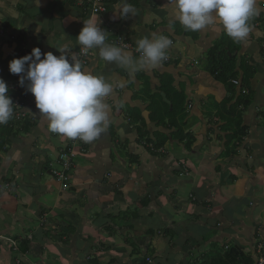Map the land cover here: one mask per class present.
<instances>
[{
	"label": "crops",
	"instance_id": "0c3cea01",
	"mask_svg": "<svg viewBox=\"0 0 264 264\" xmlns=\"http://www.w3.org/2000/svg\"><path fill=\"white\" fill-rule=\"evenodd\" d=\"M123 3L95 16L80 0H0V78L25 116L14 122L33 123L10 133L0 125V140L11 138L0 148V264H205L233 248L255 264L259 235L264 241V0L239 43L219 20L185 29L170 0H127L136 9L127 18ZM88 19L109 44L168 37L169 63L130 76L99 49L82 52L76 38ZM37 47L76 54L113 85L109 127L74 161L66 191L51 170L70 138L49 130L19 76L5 78L12 59ZM230 77L236 96L223 82ZM249 92L252 105L239 108L248 132L234 154L226 147L236 125L224 119Z\"/></svg>",
	"mask_w": 264,
	"mask_h": 264
},
{
	"label": "clouds",
	"instance_id": "9594fccd",
	"mask_svg": "<svg viewBox=\"0 0 264 264\" xmlns=\"http://www.w3.org/2000/svg\"><path fill=\"white\" fill-rule=\"evenodd\" d=\"M80 1L81 9L86 10L90 5V11L95 16L105 14L107 5L112 2H105L102 7L97 4V0ZM170 2L175 5L176 19L185 29L197 32L219 20L226 34L237 43L246 40L252 31L250 19L260 13L256 0ZM129 15L135 16L136 9L124 0L119 16L127 18ZM83 24L76 38L83 46L81 51L99 49L102 60L123 67L130 76L145 69H154L161 62L165 63L163 61L167 59V50L173 43L164 35L152 33L151 38L145 36L136 42L137 55L135 51L127 50L126 44L106 43L109 33L101 28L100 23L88 19ZM58 51L59 56L51 51L42 52L39 47L34 48L30 54L10 61L9 71L19 76V85L26 86L27 91L34 96L36 108L39 114L47 118L52 133L79 139L82 143H91L109 127V105L104 101L113 92V85L105 76L94 75L84 68L76 54L69 57L62 50ZM86 56L87 54L84 57ZM13 115L14 102L9 95V86L0 78V125L7 124ZM69 146L67 144L62 147L58 157ZM71 148L76 152L74 164L77 157L85 152L77 147ZM53 168L58 169L60 166L56 163ZM70 187L69 184V189Z\"/></svg>",
	"mask_w": 264,
	"mask_h": 264
},
{
	"label": "trees",
	"instance_id": "16d2710c",
	"mask_svg": "<svg viewBox=\"0 0 264 264\" xmlns=\"http://www.w3.org/2000/svg\"><path fill=\"white\" fill-rule=\"evenodd\" d=\"M110 1H114V0H110ZM133 46H136V45L133 44ZM135 49H136V47H135ZM212 56L214 58V54ZM9 63H8V65H6L7 67L4 68L5 69V78L7 80H13V82H15L18 78H16V75H13V74L10 73V71H9ZM212 74L215 75L217 73L213 72ZM224 74H226V72L221 73V76H223ZM233 78H235V77L225 78L223 80V82L225 83V85L227 86V88H229V89L231 88L232 94L234 96H236V89L232 85V83L230 82V80L233 79ZM218 79L222 80L221 78H218ZM247 81H248L247 79L246 80H243V84H242L243 85V88L242 89H245V87L249 85V83ZM11 93L12 92H10L9 94H11ZM250 93L251 92H249V95H246V96H239V97L237 96L236 103H235V107L232 108V110L230 112V115H227L225 117V119H224L227 122V124H230V125L231 124H235L236 125V127L234 129L235 132H234V135H233V140H231V141L229 140V142H232V145H233L234 148H236L238 146V144L240 143V140H242V138L244 137V135L247 134L246 132H248L247 131V128H245V127L242 126V118H241V115H240V109L239 108L241 107V108H244V110H245L250 105H252V103L254 101V98L251 97L252 95H250ZM230 101L231 100H228V102L225 104V107L228 106V104L230 103ZM16 111L17 110L14 107V115L9 120V122L6 124L7 127H10L9 133L11 132V128H12L13 125L14 126L17 125L18 128H19V130H24V131L30 130V128L33 127V123L32 122H30V121H20V122L18 121L17 123L14 122L15 121L14 117H15ZM7 127H4V128H7ZM178 132H182V131H178ZM10 140H11L10 136H9V139L8 138H2L0 140V148H4L7 144H9ZM67 144H69L72 147H77L80 150H83L84 152H86L90 148V143H85V142L82 143V141L79 140V139H72V138H70V140L67 142ZM69 184H70V182H69ZM16 242H17L16 246H13L12 245L15 249L17 247L18 250H20V252H22V250L23 251H26L27 250V247H28L27 245H29V242L28 241H26V240L23 241V242L20 241V245H19V243H18L17 240H16ZM14 248H11V249L13 250ZM13 251H15V250H13ZM15 252H17V250ZM222 258H224V259L216 260L215 262L213 261L214 263L213 262L212 263L211 262H209V263L207 262L205 264H231V262L232 261H235V259H237V258H240V260H242L245 263L248 262V264H252V262H250L247 259V257L245 258L243 256V251L240 248H233L230 251H226V253L223 254Z\"/></svg>",
	"mask_w": 264,
	"mask_h": 264
},
{
	"label": "built area",
	"instance_id": "2783aa9c",
	"mask_svg": "<svg viewBox=\"0 0 264 264\" xmlns=\"http://www.w3.org/2000/svg\"><path fill=\"white\" fill-rule=\"evenodd\" d=\"M108 1L110 0H97L98 2L97 4L103 7V5H105V2H108ZM117 44H121V45L126 44L127 50H133L135 51L134 52L135 54L139 55V53L134 48L133 44L126 43V40L124 38H118ZM82 56L84 57L85 54H82ZM169 61H170V58L167 56V59H165L163 62L169 63ZM234 84L238 85V82H234ZM19 106L20 105L17 102L14 104V107L17 109L16 118H18V120H21V119H24L25 116L22 115L21 112L18 111L20 109ZM65 152H61V154L59 155L57 159L58 160L57 164L60 166V168L58 169L53 168V170L51 171L54 178L57 180V182L62 185L63 190L69 189V181H70L69 172L73 168V160L76 157V152L73 148H70L66 153ZM259 237H260V243L256 251L258 257L256 259L255 264H264V241H263L262 235H259ZM13 246H16V243H14Z\"/></svg>",
	"mask_w": 264,
	"mask_h": 264
},
{
	"label": "rangeland",
	"instance_id": "374dc122",
	"mask_svg": "<svg viewBox=\"0 0 264 264\" xmlns=\"http://www.w3.org/2000/svg\"><path fill=\"white\" fill-rule=\"evenodd\" d=\"M115 44H117L116 43V41H115ZM226 150H236V149H234V147H233V145H232V142H229V144L227 145V147H226ZM238 150H236L235 151V153L234 154H237L238 152H237ZM184 220V219H183Z\"/></svg>",
	"mask_w": 264,
	"mask_h": 264
},
{
	"label": "bare ground",
	"instance_id": "6f19581e",
	"mask_svg": "<svg viewBox=\"0 0 264 264\" xmlns=\"http://www.w3.org/2000/svg\"><path fill=\"white\" fill-rule=\"evenodd\" d=\"M78 143V142H77ZM72 146H69L68 149L66 150V152L71 148ZM65 152V153H66ZM56 163H58V160H56Z\"/></svg>",
	"mask_w": 264,
	"mask_h": 264
},
{
	"label": "flooded vegetation",
	"instance_id": "af4514ba",
	"mask_svg": "<svg viewBox=\"0 0 264 264\" xmlns=\"http://www.w3.org/2000/svg\"><path fill=\"white\" fill-rule=\"evenodd\" d=\"M80 3H81V1H80ZM80 8H81V6H79Z\"/></svg>",
	"mask_w": 264,
	"mask_h": 264
}]
</instances>
